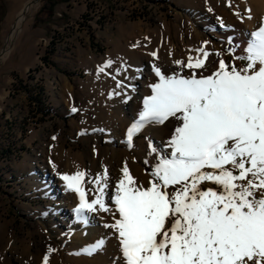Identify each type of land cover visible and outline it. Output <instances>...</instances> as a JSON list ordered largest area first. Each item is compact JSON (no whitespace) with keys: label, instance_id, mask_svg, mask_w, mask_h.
I'll return each mask as SVG.
<instances>
[{"label":"rangeland","instance_id":"374dc122","mask_svg":"<svg viewBox=\"0 0 264 264\" xmlns=\"http://www.w3.org/2000/svg\"><path fill=\"white\" fill-rule=\"evenodd\" d=\"M30 1L0 0V264H43L49 248L54 249L49 264H70L62 255L75 249L69 229L88 231L102 223L96 213L85 214L88 224L76 217V194L60 178L66 166L88 173L96 164L102 176L107 169L110 194L130 156L146 176L145 181L135 177L137 183L148 186L158 162L149 144L158 153L170 152L167 141L179 123L148 124L128 146L124 134L151 94L149 85L157 82L151 66L190 75L174 61L187 63L204 47L211 60L205 70H196L198 76L216 71L221 59L245 67L246 61L233 56L246 55L247 43L237 31L225 30L235 10L250 7L248 0H224L225 15L218 0H89L92 10L81 14L80 0H37L28 26L6 52L8 15ZM124 8L136 13L134 19ZM87 11L91 22H79ZM107 61L111 66L99 71ZM105 150L122 154L109 158L107 153L105 161ZM106 202L114 208L110 198ZM118 254H109L108 264H123Z\"/></svg>","mask_w":264,"mask_h":264},{"label":"snow or ice","instance_id":"6c2138e0","mask_svg":"<svg viewBox=\"0 0 264 264\" xmlns=\"http://www.w3.org/2000/svg\"><path fill=\"white\" fill-rule=\"evenodd\" d=\"M250 37L246 55L233 56L247 62L243 68L221 59L216 71L198 76L210 55L204 47L187 63L174 61L190 75L151 66L157 82L149 85L151 94L127 130L128 146L148 124L179 123L167 141L170 152L158 153L149 144L158 162L148 186L137 183L127 164L110 194L107 169L103 176L80 170L60 175L78 196L75 212L85 224L86 213L113 214L114 222L104 227L118 239L123 264H264V18ZM105 243L101 237L87 254ZM53 251L48 249L43 264Z\"/></svg>","mask_w":264,"mask_h":264},{"label":"bare ground","instance_id":"6f19581e","mask_svg":"<svg viewBox=\"0 0 264 264\" xmlns=\"http://www.w3.org/2000/svg\"><path fill=\"white\" fill-rule=\"evenodd\" d=\"M122 1L129 2V0H122ZM248 3H249L250 8L248 10H245L243 13L236 11V10L234 11L235 17H234V19H232L233 21L229 22V28L227 30H225V32L229 33V34L237 31L238 36L241 38V40H244V43H248V41L251 38L250 37L251 32L256 30L259 27V25L262 22V18H264V0H248ZM37 7H38V1L34 0V1H30V2H25V4L21 8L16 7L14 10L10 11V13L8 15V21L12 22V23H11V32H10V35H9L7 42H6V50H5L6 52H8V50L12 49V46H14L16 41L19 39V37L25 31V29L28 26V23L30 21V18L33 16ZM217 8L220 9V11L225 14L226 9H225L224 0H218L217 1ZM123 13H127L126 15L129 16V18H131V19H134L135 15H136V13L134 11H128V12H123ZM88 14H89V11H87V13H85L83 15V17L79 20V22H91V20L89 19L90 14L89 15ZM249 16L251 17L250 19H249ZM77 18H79V17H77ZM228 18L231 19L232 17H228ZM105 20L106 19H103L101 21H105ZM219 44H223V43H219ZM210 56H211V54L207 58L206 66L208 64H210L209 63V61L211 60ZM206 66H205V68H206ZM205 68L204 69H197V70L199 72H202L203 70H205ZM108 133L115 134L116 131L110 129L108 131ZM124 135H125L126 141H127V133H125ZM107 153H109V154L111 153V155H109V158H114V157L117 158V157H119L120 154H122L120 152L118 153V152H115L113 150L112 151L105 150V154L103 151H101V157L105 161L108 160V156H106ZM70 164H68L65 168L67 174H73L76 171H78V169H77L78 165L75 166L74 164H71V165ZM96 167H97L96 164L94 166L92 165L89 167L88 173L90 174L91 177H95L97 174H100L102 176V173H101L102 170L100 171V169H98ZM127 167L129 168L130 173L134 178L138 177L142 181L146 180V176L144 175V173L140 169L139 165H137L136 161L130 156H128V159H127ZM92 187L93 186L91 185V188ZM92 193L93 192H89V194H88L89 200H91V197L93 196ZM91 194H92V196H91ZM75 199L77 202L76 205H78L79 200H78L77 195H76ZM70 205L71 204H67L66 206H70ZM70 208H71V206H70ZM96 214L102 223L101 227H99L97 229L89 227L88 231L85 230L84 228H80V230L75 229V231H73L74 227H71L72 231H71V229H69V232H68L69 245H70V247L71 246L75 247V249L73 250V252L71 254L70 253H66V254L62 253V255H63L64 259L66 256V261H69L70 264H108L107 257L109 254L113 253L114 258H115V255L120 253L119 241L116 238L115 234H114V236L111 237L110 234L112 232L104 229L105 224H111L114 222L113 214L107 213V212H96ZM116 216L118 217V214H116ZM76 217L78 218L77 215H76ZM78 220H80V219L78 218ZM101 237H104L106 239V243H105L104 248L102 250L92 252V254H87L90 246L95 241L100 239Z\"/></svg>","mask_w":264,"mask_h":264},{"label":"crops","instance_id":"0c3cea01","mask_svg":"<svg viewBox=\"0 0 264 264\" xmlns=\"http://www.w3.org/2000/svg\"><path fill=\"white\" fill-rule=\"evenodd\" d=\"M79 6H85V8H83L84 10L81 12V14L85 11V10H87V9H91L92 10V8H90V7H88L87 6V3H86V5H84L82 2H80V5ZM94 20V19H93ZM97 21V19H95V21L94 22H96Z\"/></svg>","mask_w":264,"mask_h":264},{"label":"built area","instance_id":"2783aa9c","mask_svg":"<svg viewBox=\"0 0 264 264\" xmlns=\"http://www.w3.org/2000/svg\"><path fill=\"white\" fill-rule=\"evenodd\" d=\"M89 1V0H80V2H82L84 5H86V2ZM123 12H128V8H124L123 9ZM80 16V15H79ZM78 16V17H79Z\"/></svg>","mask_w":264,"mask_h":264},{"label":"trees","instance_id":"16d2710c","mask_svg":"<svg viewBox=\"0 0 264 264\" xmlns=\"http://www.w3.org/2000/svg\"><path fill=\"white\" fill-rule=\"evenodd\" d=\"M62 1H64V0H62Z\"/></svg>","mask_w":264,"mask_h":264}]
</instances>
